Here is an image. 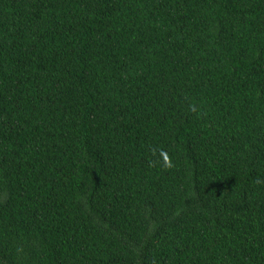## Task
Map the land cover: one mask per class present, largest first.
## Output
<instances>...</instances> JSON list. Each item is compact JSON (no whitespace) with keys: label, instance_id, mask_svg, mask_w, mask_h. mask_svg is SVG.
I'll list each match as a JSON object with an SVG mask.
<instances>
[{"label":"trees","instance_id":"obj_1","mask_svg":"<svg viewBox=\"0 0 264 264\" xmlns=\"http://www.w3.org/2000/svg\"><path fill=\"white\" fill-rule=\"evenodd\" d=\"M0 264H264V0H0Z\"/></svg>","mask_w":264,"mask_h":264}]
</instances>
